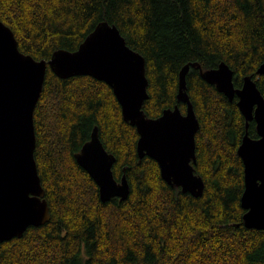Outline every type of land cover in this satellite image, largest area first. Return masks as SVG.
I'll return each mask as SVG.
<instances>
[{
	"label": "trees",
	"instance_id": "16d2710c",
	"mask_svg": "<svg viewBox=\"0 0 264 264\" xmlns=\"http://www.w3.org/2000/svg\"><path fill=\"white\" fill-rule=\"evenodd\" d=\"M0 19L22 52L49 60L77 50L101 21L115 24L146 58L149 98L158 117L176 105L179 72L192 62L187 91L200 121L195 171L201 196L168 184L159 163L139 157L137 128L124 120L112 87L90 75L62 78L50 67L34 122L35 157L51 219L21 237L0 241V264H264V229L244 224V163L238 153L246 118L201 75L225 61L234 84L255 77L264 95V0H0ZM95 126L126 174L128 198H100L99 186L75 153ZM251 137H258L255 121Z\"/></svg>",
	"mask_w": 264,
	"mask_h": 264
},
{
	"label": "water",
	"instance_id": "95a60500",
	"mask_svg": "<svg viewBox=\"0 0 264 264\" xmlns=\"http://www.w3.org/2000/svg\"><path fill=\"white\" fill-rule=\"evenodd\" d=\"M48 67L62 78L90 75L109 84L124 120L137 128L139 157L155 159L168 184L197 197L203 194L205 181L194 167L200 121L187 91V74L191 67L201 68L198 62L185 64L179 72L177 100L187 104L186 113L176 105L158 117H148L143 110L149 98L146 58L127 44L117 25L101 21L77 50L58 49L46 60L22 52L14 31L0 19V241L21 237L30 226L51 219L35 157L34 122ZM234 74L225 61L201 69L203 78L218 91L230 100L238 97L247 128L238 148L244 163L243 219L248 228L264 229V95L254 76H246L242 86L236 87ZM257 74H264V62ZM251 121L256 122L257 138L249 135ZM74 156L98 184L102 201L128 198V178L126 174L115 178L117 158L104 146L98 126Z\"/></svg>",
	"mask_w": 264,
	"mask_h": 264
},
{
	"label": "flooded vegetation",
	"instance_id": "af4514ba",
	"mask_svg": "<svg viewBox=\"0 0 264 264\" xmlns=\"http://www.w3.org/2000/svg\"><path fill=\"white\" fill-rule=\"evenodd\" d=\"M235 97H237V96H235ZM235 97H234V98H235ZM234 98H233V99H234ZM237 98H238V97H237ZM183 103H184V102H183ZM185 104H186V103H185ZM186 110H187V104H186ZM181 111H182V110H181ZM182 113H184V114H185V113H186V111H185V112H183V111H182ZM255 123H256V122H255ZM256 128H257V126H256ZM257 132H258V131H257ZM258 137H259V134H258ZM256 138H257V137H256Z\"/></svg>",
	"mask_w": 264,
	"mask_h": 264
},
{
	"label": "bare ground",
	"instance_id": "6f19581e",
	"mask_svg": "<svg viewBox=\"0 0 264 264\" xmlns=\"http://www.w3.org/2000/svg\"><path fill=\"white\" fill-rule=\"evenodd\" d=\"M45 84V83H44Z\"/></svg>",
	"mask_w": 264,
	"mask_h": 264
}]
</instances>
